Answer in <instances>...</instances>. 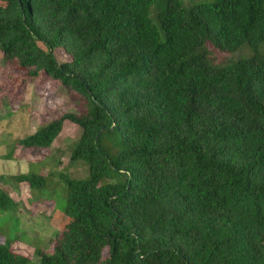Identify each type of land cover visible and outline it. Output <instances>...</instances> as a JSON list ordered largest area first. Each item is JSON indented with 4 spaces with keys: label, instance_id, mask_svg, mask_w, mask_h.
<instances>
[{
    "label": "trees",
    "instance_id": "obj_1",
    "mask_svg": "<svg viewBox=\"0 0 264 264\" xmlns=\"http://www.w3.org/2000/svg\"><path fill=\"white\" fill-rule=\"evenodd\" d=\"M198 1L0 0L6 64L83 104L18 145L51 151L70 122L89 168L60 174L67 223L40 264H264V0ZM30 263L0 243V264Z\"/></svg>",
    "mask_w": 264,
    "mask_h": 264
},
{
    "label": "rangeland",
    "instance_id": "obj_2",
    "mask_svg": "<svg viewBox=\"0 0 264 264\" xmlns=\"http://www.w3.org/2000/svg\"><path fill=\"white\" fill-rule=\"evenodd\" d=\"M183 1L187 6L192 4L191 0ZM209 50L215 65L239 57L222 53L211 45ZM248 54L246 51L241 55ZM55 56L60 63L71 61L61 49ZM81 101L77 93L45 74L31 80L28 71L17 63L6 64L0 52V189L18 205L17 211H0V243L9 244L15 253L31 258L30 264H40L35 252L51 253L52 240L65 229L68 193L60 174L86 180L89 168L84 162L70 163L71 151L82 132L70 122L64 124L51 151H26L18 145L66 113L81 114ZM28 173L47 177L49 188L33 191L14 178Z\"/></svg>",
    "mask_w": 264,
    "mask_h": 264
}]
</instances>
